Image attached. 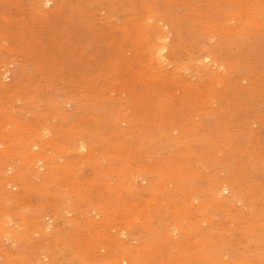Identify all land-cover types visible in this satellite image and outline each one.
I'll list each match as a JSON object with an SVG mask.
<instances>
[{"label": "rangeland", "instance_id": "374dc122", "mask_svg": "<svg viewBox=\"0 0 264 264\" xmlns=\"http://www.w3.org/2000/svg\"><path fill=\"white\" fill-rule=\"evenodd\" d=\"M0 264H264V0H0Z\"/></svg>", "mask_w": 264, "mask_h": 264}]
</instances>
